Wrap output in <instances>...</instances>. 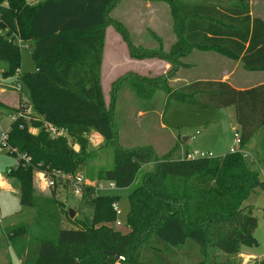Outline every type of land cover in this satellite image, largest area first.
I'll list each match as a JSON object with an SVG mask.
<instances>
[{
	"label": "trees",
	"instance_id": "obj_1",
	"mask_svg": "<svg viewBox=\"0 0 264 264\" xmlns=\"http://www.w3.org/2000/svg\"><path fill=\"white\" fill-rule=\"evenodd\" d=\"M121 1L0 0L2 77H18L42 119L38 134L29 132L24 118L14 121L9 131L6 152L19 162L7 175L18 183L21 205L36 214L4 233L23 264H242L230 258L240 255L243 245H257L258 219L244 204L258 188L264 190L261 173L240 150L187 160L179 140L162 154L152 145L126 147L113 111L126 86L141 100L157 97L160 89L165 108L170 101L201 109L233 107L244 147L264 126V84L237 90L228 82L200 80L172 88L169 81L188 67L184 59L196 50L220 53L246 71H264V20L251 15L249 0H166L176 39L168 51L161 40L160 47L146 49L111 17ZM109 27L119 33L132 59H161L170 70L162 80L138 73L121 76L112 83L107 105L102 65ZM18 38L33 45L35 71L21 74ZM44 122L65 129L69 138H52ZM91 131L112 147L114 167L97 169L87 175L89 181L130 189L140 171L149 169L128 195L126 231L114 227L118 196L96 195L89 188L84 197L89 198L91 217L72 220L66 203L56 198V189L64 184L59 182L51 196L33 187L37 171L54 179L58 173L76 175L93 156L88 150ZM64 219L77 228L65 229ZM219 255L227 262L218 261Z\"/></svg>",
	"mask_w": 264,
	"mask_h": 264
},
{
	"label": "rangeland",
	"instance_id": "obj_2",
	"mask_svg": "<svg viewBox=\"0 0 264 264\" xmlns=\"http://www.w3.org/2000/svg\"><path fill=\"white\" fill-rule=\"evenodd\" d=\"M41 1L44 0H38V2ZM146 4H150L152 8L149 10L144 9ZM249 6L253 16L259 14L264 16V0H250ZM111 17L118 22H122L129 29L132 40L136 45L146 49L160 47L158 40H161L164 50L168 51L176 39L170 7L166 0H122L111 11ZM117 34L119 35L113 27L107 29L105 46L107 63L105 66L104 62V72H102V85L107 105L112 100V83L121 76L128 73H138L142 77H161L162 80L170 70V67L168 70L163 69L165 61L161 59H132L129 56L126 44L123 43L124 41L120 42L117 39ZM152 35L158 39H155ZM18 39L16 41L21 48V74L35 71L36 65L32 59L33 45ZM193 52L200 59H217L223 63L224 67L231 68L232 65H237L239 71L242 70L247 73V80L250 83L264 80V71H246L238 61L215 51L196 50ZM111 61L117 63L113 68H110ZM184 61L188 64V67L180 69L179 75H177L178 80H176V76L169 81L172 88H178L193 80L195 75L200 72V68H202L199 63L192 61V58L187 57ZM192 62L196 66L193 67L195 69H189V64H192ZM4 66L5 64L0 63V138L3 134L10 131L14 123L12 116L14 112H20L23 115L24 120L28 122L30 133L38 134L42 129V127L38 126V123L42 119L33 111V107L30 104L29 90L18 81L16 76L4 79L2 77ZM213 76L216 77L217 75L212 73L208 75V77ZM244 82L245 79H240L237 84H245ZM19 84L22 88L21 91L18 89ZM7 86L12 88L9 89ZM5 91L6 93H4ZM164 96L159 89L157 97L151 100H141L134 95L128 86L121 90L113 112L116 123L121 129L120 141L122 145L126 147L152 145L162 154L171 147V144L168 143V140L171 139L170 136L175 135L181 141L183 148L186 147L185 139L190 138L194 144L201 145V149H205V152L212 151L215 157L240 150L252 169L260 172L264 179V126L244 147L240 148V146L235 145L236 120L233 107L228 109H201L177 101H170L165 108ZM26 107H28V111ZM153 109L163 111L152 112ZM141 113L145 114V116L140 117L139 114ZM88 140V150L93 156L77 173L85 178L91 173L95 174L99 168L112 169L114 167L112 147L107 146L103 138L96 132L91 131ZM72 146L79 151L80 147L78 144H72ZM7 149L0 147V236L2 237L0 239V245L2 246L0 254L1 252L3 254V261L0 260V264H22L9 238L4 233V229L22 223H29L35 217L36 212L31 207H23L21 205L18 188L16 187L18 183L7 175L10 169H16L19 162V157L8 155ZM148 170L145 167L140 171L132 188H117L106 190L103 193L120 197L117 203L120 213L117 215L116 221L121 222L123 227L117 229L126 231L124 226L127 224V216L130 210L128 195L132 189L141 184L142 178ZM38 173L39 171L34 172L33 187L35 191L43 196H51L53 188H47L44 181L39 178ZM5 183L6 185L9 184V187L11 183L13 185L8 189V186L4 185ZM56 198L67 204L68 212L70 210L75 211L72 220L75 218L83 220L91 217L92 208L89 198L75 196L69 184L66 183L63 187L56 189ZM244 206H250L253 215L258 219V227L255 231L257 245L254 247L243 245L241 251L253 255L255 258L246 259L241 252L235 259L231 257L230 261L236 260L242 264H254L255 262L264 264V190L258 188L245 202ZM63 227L65 229L77 228L76 225L66 219H64ZM189 244L197 251L196 245L193 243ZM187 250L188 247L183 248L185 252L183 257L186 256ZM217 259L223 263L227 262V258L222 255H219Z\"/></svg>",
	"mask_w": 264,
	"mask_h": 264
},
{
	"label": "built area",
	"instance_id": "obj_3",
	"mask_svg": "<svg viewBox=\"0 0 264 264\" xmlns=\"http://www.w3.org/2000/svg\"><path fill=\"white\" fill-rule=\"evenodd\" d=\"M31 4H36L38 0H29ZM19 81V80H18ZM18 89L21 91V85L19 84ZM28 111V107H26ZM13 120L17 121L19 118H24L23 115L20 112H14L12 114ZM44 128L46 131L50 134L52 138L58 139V138H69L68 133L65 129H59L55 127L54 125L44 122ZM8 139H9V132L5 133L1 136L0 138V147L1 148H9L8 147ZM241 144V136L239 131L235 132V145L240 146ZM214 154L211 152H203V151H192L187 154H185V158L187 160H197V159H204V158H214ZM23 160L26 161V163L29 162V158L26 156L22 157ZM39 178L44 181V184L47 188H55L59 182L62 184H69L72 192L75 196L77 197H84L86 195V192L89 188H93L95 190V194H103L106 192V190H114L117 189L116 184L114 182L110 181H99V182H91L88 179H86L84 176L81 174H76L74 176L68 175V174H61L58 173L55 179L51 177L50 175L44 173V172H39L38 173ZM114 211L118 215L120 213L118 204L115 203L113 205ZM114 227L117 228H122L123 225L121 222L116 221L114 223ZM125 228L128 229V227L125 225ZM123 260V258H121Z\"/></svg>",
	"mask_w": 264,
	"mask_h": 264
},
{
	"label": "crops",
	"instance_id": "obj_4",
	"mask_svg": "<svg viewBox=\"0 0 264 264\" xmlns=\"http://www.w3.org/2000/svg\"><path fill=\"white\" fill-rule=\"evenodd\" d=\"M250 1V0H249ZM147 9V10H149V9H151L152 7H151V5L150 4H146L145 6H144V9ZM251 15L253 16V14L251 13ZM253 17H260L261 19H263L264 20V16L263 15H261V14H259V15H257V16H253ZM118 35V34H117ZM116 35V37H117V39H119V41L120 42H123V40H122V38L118 35L117 36ZM107 38V37H106ZM124 43V42H123ZM125 44V43H124ZM129 57V56H128ZM191 58H192V61H194L195 63H199V65L202 67V68H200L201 70H200V72L197 74V75H195V78L193 79V80H191V81H189L188 83H186V84H189V83H192V82H194V81H200V80H206V81H221V82H228L232 87H234L235 89H237V90H244V89H249V88H252V87H254V86H257V85H262V84H264V80H261V81H256L255 83H250L247 79V76H246V72H244V71H242V70H238L239 68L237 67V65H232V67L230 68V67H224L222 64L223 63H221V61H219V60H217V59H212V58H206V59H200L198 56H197V54L196 53H193L192 55H191ZM134 61V60H133ZM104 62H105V66H106V53L104 54V60H103V65H102V72H104L103 71V67H104ZM222 62H224V60H222ZM116 62L115 61H111V66H110V68H113L114 66H116ZM192 64H193V62H192ZM192 64H189V69H195V68H193V67H196V66H194V64L192 65ZM164 66H163V69H165V70H168L169 69V64L167 65V63L165 62L164 64H163ZM214 69H215V71H214ZM208 70H210V71H208ZM180 72V71H179ZM179 72H178V74L177 75H179ZM211 73L212 74H216L217 76L216 77H208V75H211ZM261 73V72H260ZM219 76V77H218ZM179 78H178V76H177V78H176V80H178ZM240 79H245V84H243V83H240L241 85H238L237 83H238V80H240ZM9 80V79H8ZM7 80V81H8ZM103 80H104V78H103ZM10 83H12V81H10ZM250 84V85H249ZM185 85V84H184ZM103 86V85H102ZM9 89H11L12 87H10V86H7ZM4 91V90H3ZM4 93H6V91L4 92ZM19 101V100H18ZM228 109V108H227ZM235 111V110H234ZM235 113V112H234ZM140 115V117H144L145 116V114H139ZM162 127H164L163 125H162ZM264 128V127H263ZM236 131H239V126L237 125V123H236V128H235V132ZM171 137V139L170 140H168V143L169 144H171V146L178 140L177 138H176V136L174 135V136H170ZM234 137H235V135H234ZM192 140L190 139V138H186L185 139V142H186V147L185 148H183L182 147V153L183 154H187V153H189V152H192V151H203V152H205V149H201L202 147H201V145L199 146L198 144H194L193 142H191ZM181 146H182V143H181ZM168 150V149H167ZM207 152H211V153H213L212 151H207ZM214 154V153H213ZM215 156V155H214ZM7 182H8V180H6ZM5 186H8V189L11 187V185H13L12 183L10 184V187H9V184H7L6 185V183L4 184ZM15 186V185H14ZM17 188H18V186H16ZM18 194H19V188H18ZM67 205V204H66ZM6 229V228H5ZM2 237L0 236V239H1ZM0 251H2V246L0 245ZM242 256H245L246 257V259L247 258H249L250 259V257H252V258H255L253 255H251V254H247V253H243L242 252ZM19 259V258H18ZM0 260H2L3 261V254H2V252H1V254H0ZM19 261L22 263V261L19 259ZM23 264V263H22Z\"/></svg>",
	"mask_w": 264,
	"mask_h": 264
},
{
	"label": "water",
	"instance_id": "obj_5",
	"mask_svg": "<svg viewBox=\"0 0 264 264\" xmlns=\"http://www.w3.org/2000/svg\"><path fill=\"white\" fill-rule=\"evenodd\" d=\"M69 215H70V218L71 219H73L74 218V215H75V211L74 210H70L69 211ZM114 257H115V259L118 261L119 260V257H118V255H116V254H112Z\"/></svg>",
	"mask_w": 264,
	"mask_h": 264
}]
</instances>
